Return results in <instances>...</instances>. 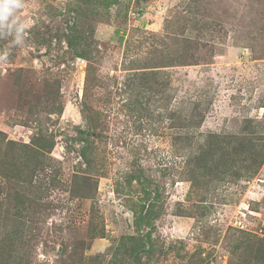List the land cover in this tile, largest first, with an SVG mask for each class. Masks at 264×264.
<instances>
[{"label": "rangeland", "instance_id": "rangeland-1", "mask_svg": "<svg viewBox=\"0 0 264 264\" xmlns=\"http://www.w3.org/2000/svg\"><path fill=\"white\" fill-rule=\"evenodd\" d=\"M23 5L0 18V264H264V0Z\"/></svg>", "mask_w": 264, "mask_h": 264}, {"label": "clouds", "instance_id": "clouds-1", "mask_svg": "<svg viewBox=\"0 0 264 264\" xmlns=\"http://www.w3.org/2000/svg\"><path fill=\"white\" fill-rule=\"evenodd\" d=\"M23 6V0H0V18H6L10 13Z\"/></svg>", "mask_w": 264, "mask_h": 264}, {"label": "trees", "instance_id": "trees-1", "mask_svg": "<svg viewBox=\"0 0 264 264\" xmlns=\"http://www.w3.org/2000/svg\"><path fill=\"white\" fill-rule=\"evenodd\" d=\"M120 39H121V41L123 40V35L120 37ZM82 153L84 154V150L82 151ZM20 255H22V256H20ZM9 259H7L3 264H29L28 263V256L20 254V253L13 256V259H12V256H10Z\"/></svg>", "mask_w": 264, "mask_h": 264}]
</instances>
